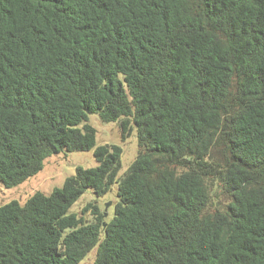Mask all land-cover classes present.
<instances>
[{
	"label": "trees",
	"instance_id": "1",
	"mask_svg": "<svg viewBox=\"0 0 264 264\" xmlns=\"http://www.w3.org/2000/svg\"><path fill=\"white\" fill-rule=\"evenodd\" d=\"M89 115L135 128L122 176ZM90 150L0 206V264H264V0H0V183Z\"/></svg>",
	"mask_w": 264,
	"mask_h": 264
},
{
	"label": "rangeland",
	"instance_id": "2",
	"mask_svg": "<svg viewBox=\"0 0 264 264\" xmlns=\"http://www.w3.org/2000/svg\"><path fill=\"white\" fill-rule=\"evenodd\" d=\"M87 123L95 130L96 146L115 145L121 148V167L118 177L122 176L136 157L137 137L135 128L132 127L126 134H122L119 122L102 123L96 115H89ZM95 166L92 150L84 152L62 151L56 155H51L44 161L41 171L20 185L7 189L0 183V206L10 201L24 203L35 192L48 195L54 189L60 188L66 178L73 176L77 167L89 169ZM116 188L117 186L114 185L106 195L100 198H96L90 189L85 190L80 199L69 209V213L83 216L85 220H91V209L83 215L81 212L88 203L95 201V204L105 214V221H109L113 216L114 204L117 201L115 197ZM96 251L97 247L92 249L79 264H93Z\"/></svg>",
	"mask_w": 264,
	"mask_h": 264
},
{
	"label": "water",
	"instance_id": "3",
	"mask_svg": "<svg viewBox=\"0 0 264 264\" xmlns=\"http://www.w3.org/2000/svg\"><path fill=\"white\" fill-rule=\"evenodd\" d=\"M105 208H106V206H105Z\"/></svg>",
	"mask_w": 264,
	"mask_h": 264
}]
</instances>
